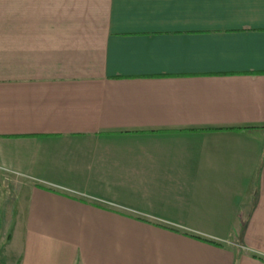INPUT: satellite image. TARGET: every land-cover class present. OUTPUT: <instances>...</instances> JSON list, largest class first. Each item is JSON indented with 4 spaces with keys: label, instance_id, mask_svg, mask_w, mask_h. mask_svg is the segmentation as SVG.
Instances as JSON below:
<instances>
[{
    "label": "crops",
    "instance_id": "1",
    "mask_svg": "<svg viewBox=\"0 0 264 264\" xmlns=\"http://www.w3.org/2000/svg\"><path fill=\"white\" fill-rule=\"evenodd\" d=\"M262 258L264 0H0V264Z\"/></svg>",
    "mask_w": 264,
    "mask_h": 264
},
{
    "label": "trees",
    "instance_id": "2",
    "mask_svg": "<svg viewBox=\"0 0 264 264\" xmlns=\"http://www.w3.org/2000/svg\"><path fill=\"white\" fill-rule=\"evenodd\" d=\"M261 258V257H260ZM262 259H264V258H262Z\"/></svg>",
    "mask_w": 264,
    "mask_h": 264
}]
</instances>
